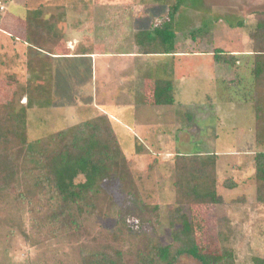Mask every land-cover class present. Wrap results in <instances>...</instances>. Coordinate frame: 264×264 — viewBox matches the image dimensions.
Returning <instances> with one entry per match:
<instances>
[{"label": "rangeland", "instance_id": "rangeland-1", "mask_svg": "<svg viewBox=\"0 0 264 264\" xmlns=\"http://www.w3.org/2000/svg\"><path fill=\"white\" fill-rule=\"evenodd\" d=\"M14 1L16 5L12 6L11 12L21 17L26 16L27 23L31 19L36 25H42L43 21L33 19L35 12H41L46 18L49 13H57L56 7L63 10L61 7L65 6L62 1L59 3L56 0ZM100 4L96 9L88 10L87 15L83 16L87 17L86 20L92 19L95 27H98L94 37L99 43H103L105 51H130L137 45L132 42H138L137 29L170 25L177 34V50L188 55L195 53L214 55L216 50H222L227 57H250L253 76L257 51L264 49V37L259 46L254 39L257 24L264 20V0H182L177 12L172 10L176 0H102ZM137 17H142L143 21L140 20L138 27H135ZM78 19L81 21L83 17L78 16ZM100 21H105L104 28L99 26ZM198 29H203V32L193 35L192 32ZM24 37L27 39L26 34ZM14 41L20 43V27L3 25L0 29L1 56L8 52L9 43ZM156 48L148 44L137 46L136 50L151 52L156 51ZM153 57L147 58V64L143 62L144 70L157 67L159 59ZM1 62L4 64L5 60ZM230 65L235 70L236 62ZM1 71L0 68V102H13L20 112L22 106L20 91L26 90L29 82L25 81L24 72L19 67L17 72L5 70L1 74ZM18 75L20 79H17ZM244 78L246 79V75ZM240 79V83L238 85L237 82L233 83L227 92L223 86L206 85L208 94L222 93L221 96L224 94L231 98L229 115L239 116L240 125L235 128L232 127L235 124H226L225 121L222 126L219 122H211L206 126L209 128L214 124V127L204 129L207 134L194 136V139L187 135L190 133L195 135L197 130L202 131L198 128L200 122L194 126L186 119V124L190 126L184 129L178 128L180 126L174 127L173 123L165 125L164 122L159 123L155 120L146 123V126L153 125L151 128L141 125L135 118L138 107H141L142 114L152 109V106L140 105L141 103L131 94L126 95L128 85L120 88L121 94L118 96L112 95L105 99L99 107L108 117L117 118L112 117L109 122L118 142L119 152L127 162L124 172L126 175H122L125 180L104 189L83 215L79 228H73L72 221L60 214L59 226L56 223H47L46 219L50 212L40 214L39 208L28 200L14 201L6 198L1 201L0 264H83V251H96L102 245L111 242L115 217L110 209L113 204L121 203L126 194L125 190H129L130 186L134 188V192H139L147 204L164 207L157 231L164 244L171 243V228L166 209L178 206L174 160L177 153L201 156L208 154L202 157L215 161L217 165L216 177L219 192L224 199L223 204H185L184 211L193 224L199 246L212 252L222 248L233 249L238 264H253L254 257L264 258V203L257 200V183L252 165L254 155L264 152V146L241 143L244 134L252 135L250 127L254 119L252 111L244 110V115L239 114L237 110V106L246 101L247 83H243L242 77ZM82 80L83 86L79 87V90L83 88L87 94L95 91L99 85L95 80L89 83L90 79L87 76H83ZM205 97L206 95L203 96L201 92L196 99L191 97V100L194 104L204 103ZM74 99L75 111L66 112L63 117H61L63 109L59 104L56 106L60 109L56 108L55 111L53 108L52 112L37 109L29 111L27 139L29 141L44 139L82 121L96 119L95 111L92 107L88 108L87 101L82 97ZM109 101L112 104L108 103ZM191 110H194L193 107ZM151 114L149 112L147 115ZM211 133H215L216 137ZM188 140L199 142L191 144ZM215 156L217 160H214ZM228 179L234 180L237 188L231 190L223 187L222 183ZM84 181V176L76 179L77 183ZM21 190L24 191L25 187L23 186ZM122 204L126 211L131 210L130 203L125 201ZM129 221L132 225L137 223L132 217H129ZM177 264L201 263L189 256H183Z\"/></svg>", "mask_w": 264, "mask_h": 264}, {"label": "trees", "instance_id": "trees-1", "mask_svg": "<svg viewBox=\"0 0 264 264\" xmlns=\"http://www.w3.org/2000/svg\"><path fill=\"white\" fill-rule=\"evenodd\" d=\"M181 3L182 0H176L172 10L177 12ZM6 16L2 19V28ZM54 25V17L42 25L28 20L26 40L30 53L38 54L39 49L46 53L54 50L60 42L58 35L51 34ZM202 32L203 29H198L192 34ZM138 33L137 46L150 44L157 47L156 51L145 50L142 52L144 54L166 55L177 51V34L170 25L154 26ZM263 37L262 19L254 35L257 46L261 45ZM53 40L54 45L50 44ZM214 57L221 63L235 60L234 56H225L222 50H216ZM48 67L46 56L37 60L30 58L28 62L32 74L38 70L47 72ZM253 77L256 144L263 147L264 49L257 51ZM27 85V104L20 112L15 103L0 102V202L6 198L14 201L28 200L39 208L40 214L50 212L47 223L59 226L60 214L72 221L73 228H79L83 215L104 189L118 181L123 183L126 159L119 152L118 142L106 116L81 122L44 139L29 141L26 136L27 109L48 99L50 90L41 84L30 82ZM174 102L172 83L157 81L154 103L173 105ZM174 160L178 206L166 209L171 243L164 244L157 231L164 207L147 204L139 192H134L130 186L129 190H125L121 203L113 204L110 209L115 217L111 242L96 251H83V264H177L183 256H189L201 264H238L233 249L222 248L212 252L201 248L193 224L184 211L186 203L223 204L216 177V162L200 155L180 153L174 155ZM214 160H217V156ZM252 163L257 183V200L264 203V152L256 153ZM79 176H84L85 181L77 183ZM23 186L24 191L21 190ZM222 186L232 190L238 185L228 179ZM125 201L130 203L131 210L126 211L122 204ZM129 217L136 219V225L131 224ZM253 264H264V258L254 257Z\"/></svg>", "mask_w": 264, "mask_h": 264}, {"label": "crops", "instance_id": "crops-1", "mask_svg": "<svg viewBox=\"0 0 264 264\" xmlns=\"http://www.w3.org/2000/svg\"><path fill=\"white\" fill-rule=\"evenodd\" d=\"M61 1L65 6L61 7L63 10L56 7V14L49 13L45 18L41 12L37 11L33 15V19H41L43 22L53 17L55 18V25L51 34L58 35L60 42H58L52 52L46 53L39 49L38 54L30 53L29 43L24 37L27 25L26 16L21 17L19 14L14 15L13 11L11 12L12 6L16 5L15 1H13L9 11L6 13L7 16L5 15L4 27H20V43L15 41L13 43L10 42V48L8 52H5V57L0 55L2 58H0V62L3 59L5 60L4 64L1 62V74L5 70H14V72H17L19 67L24 72L25 81L31 82L34 85H45L50 90L49 98L44 103L41 101L28 108L27 114L29 111L35 109L52 112L53 108L55 111L56 108L57 110L62 108L63 114L61 117H63L66 115V112L73 113L75 111L74 98L82 97L84 101H87L86 105H88V108L92 107L95 111L94 118L106 116L111 120L112 117L113 119L116 117H108L101 110L99 104L104 102L105 99H109L112 95L118 96V94H121L120 88L128 85L126 95L129 96L131 94L141 103L140 105L146 104V106H152V109L146 110L142 114H140L141 107H138L135 118L141 125L146 126V123L155 120L159 123L164 122L165 125L173 123L174 127L180 126L178 128L184 129L190 126V124H186V119L187 122L191 121L192 125L200 122L198 128H201L202 131L197 130L195 135L191 133L187 135L194 139V136L200 137L202 134L206 135L207 132L204 129L214 127V124L210 125L209 128L206 126L211 122H219L222 126V123L225 121L226 124H235L232 126L235 128L240 125V120H238V118L240 119L239 116L229 115V105L232 103L231 98L224 96V94L221 96L220 94L222 93L208 94L206 85L208 87L220 85L226 91L230 86H233V83L237 82L238 85L242 77L243 83H247L245 85V95L247 97L245 96V103L237 106V110H239V114L243 113L244 115V110H247V112L248 110L252 111L254 120L250 127V133L252 135L244 134L241 137V143H254L258 146L256 144V119L253 106L254 77L251 75L252 66L250 65L252 64V60L250 57H235L234 62H236L237 66L234 70L230 65L233 62H218L212 54L195 53L188 55L179 50L174 54L166 55L144 54L136 50L137 45L127 52H118L115 50L105 51L103 43H99L94 37L97 32L96 28L98 27H95L92 19L86 20L87 17L83 16L87 15L88 10L92 11L101 5L100 2L102 0H56L59 3ZM78 4L80 7L77 8L76 5ZM78 16L83 17V19L80 21ZM135 20L137 21L135 27H138V22L140 20L143 21V18L137 17ZM104 25L105 21L99 22V26L104 28ZM148 29L151 28H140L136 31L141 32ZM52 42L54 40L50 42V44L54 45L55 42ZM134 43L136 42L133 41L132 44ZM43 56L48 57V71L43 72L38 70L33 74L30 73L28 68L30 58L37 60ZM152 57L159 59L157 61V67H150V70H144L143 62L147 64V58ZM244 75H246L247 80L244 78ZM83 76H87L90 79L89 83L91 80L99 83L95 91H90L87 94L83 88L79 90V87L83 86ZM17 79H20V75H18ZM157 81H169L172 83L175 98L173 105H156L154 103V91ZM201 92L203 96L206 95L204 103L198 102L194 104L191 97L196 99ZM26 94V90L22 89L20 91V96L22 97V106L20 109L27 104ZM108 103L112 104L110 101ZM58 104L61 105L60 108L56 106ZM192 107L194 109L193 111L191 110ZM149 112L150 114L152 113L151 116L147 115ZM154 112L156 113L155 116ZM146 127L151 128L153 125ZM212 135L216 137L215 133ZM198 142L197 140H188V143L191 144H197ZM207 155L204 154L202 156Z\"/></svg>", "mask_w": 264, "mask_h": 264}, {"label": "built area", "instance_id": "built-area-1", "mask_svg": "<svg viewBox=\"0 0 264 264\" xmlns=\"http://www.w3.org/2000/svg\"><path fill=\"white\" fill-rule=\"evenodd\" d=\"M14 0H0V29L3 17L9 11Z\"/></svg>", "mask_w": 264, "mask_h": 264}]
</instances>
